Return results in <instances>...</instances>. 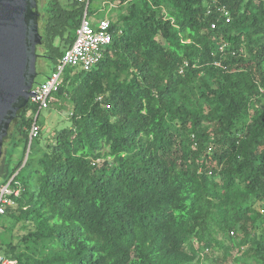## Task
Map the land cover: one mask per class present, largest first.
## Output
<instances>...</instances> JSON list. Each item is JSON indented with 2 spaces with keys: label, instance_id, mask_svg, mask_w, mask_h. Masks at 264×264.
Instances as JSON below:
<instances>
[{
  "label": "trees",
  "instance_id": "trees-1",
  "mask_svg": "<svg viewBox=\"0 0 264 264\" xmlns=\"http://www.w3.org/2000/svg\"><path fill=\"white\" fill-rule=\"evenodd\" d=\"M100 1L113 8L112 41L90 70L66 68L52 93L72 102L71 125L11 181L20 191L3 215L19 234L4 227L2 256L264 264V0H218L227 23L212 0ZM86 2L40 0L36 53L49 71L33 86L71 44ZM35 109L17 112L3 143L28 140Z\"/></svg>",
  "mask_w": 264,
  "mask_h": 264
},
{
  "label": "water",
  "instance_id": "water-1",
  "mask_svg": "<svg viewBox=\"0 0 264 264\" xmlns=\"http://www.w3.org/2000/svg\"><path fill=\"white\" fill-rule=\"evenodd\" d=\"M38 16L37 0H0V157L10 122L34 94Z\"/></svg>",
  "mask_w": 264,
  "mask_h": 264
},
{
  "label": "built area",
  "instance_id": "built-area-1",
  "mask_svg": "<svg viewBox=\"0 0 264 264\" xmlns=\"http://www.w3.org/2000/svg\"><path fill=\"white\" fill-rule=\"evenodd\" d=\"M215 10L222 20L227 23L231 20L230 11L224 3L218 0H212ZM88 0L85 9L81 16L80 22L76 28L75 36L71 44L63 51L60 57L54 64L52 73L44 81L32 86L33 96L29 101L36 108L35 111H30L31 124L28 129V138L32 140L40 133L41 126L38 122L40 111L48 107L49 98L54 91L57 90L62 82L66 68L75 70H90L102 57L103 51L112 41L111 22L108 17L94 16L87 12ZM213 9L209 8V13ZM218 21V19H217ZM211 28L215 27V22L210 24ZM221 50L224 45L219 47ZM17 173V172H16ZM14 173L4 184L0 186V215L5 213V207L14 204V200L10 197L11 194L18 195L19 187L12 186V180L16 175ZM17 182V181H16ZM18 183V182H17ZM0 263L13 264L14 261L7 260L0 252Z\"/></svg>",
  "mask_w": 264,
  "mask_h": 264
},
{
  "label": "rangeland",
  "instance_id": "rangeland-1",
  "mask_svg": "<svg viewBox=\"0 0 264 264\" xmlns=\"http://www.w3.org/2000/svg\"><path fill=\"white\" fill-rule=\"evenodd\" d=\"M64 2H66V0H64ZM103 3L104 4H102L100 0H91L90 9L96 10V12L93 13L94 16L108 17L112 13V6L109 3ZM167 6L168 5L165 4L164 8L166 9ZM45 7L46 6H44V8ZM67 35L68 33L65 32L64 37H67ZM69 35L70 38H73L74 31L69 32ZM53 44L60 47L62 42L57 37ZM36 70L37 75L35 82H38L39 80H42L45 73L49 71L48 65L43 58L36 59ZM71 110L72 102L65 100L62 96H57V94L54 93L49 98L48 107L40 111L38 122L41 129L37 137L32 140H29L28 138V140L25 141V139L21 136L20 138L15 136V144L12 145V147L11 138L4 141L2 151L4 150L7 153L5 156L7 160V175L11 169L17 168L16 172L19 169L21 171L19 179L25 177L29 169L32 167V164L35 162V159L45 150L46 145L52 141L54 133L57 130L67 128L71 125L70 118L68 116ZM5 177H0V183L5 181ZM4 227L9 230H13L16 234H19L17 224H15L14 220L8 215L0 216V237L1 234H3Z\"/></svg>",
  "mask_w": 264,
  "mask_h": 264
},
{
  "label": "flooded vegetation",
  "instance_id": "flooded-vegetation-1",
  "mask_svg": "<svg viewBox=\"0 0 264 264\" xmlns=\"http://www.w3.org/2000/svg\"><path fill=\"white\" fill-rule=\"evenodd\" d=\"M46 4L47 0H43ZM40 0H37V5H38V11H39V3ZM41 16V12L39 11V16ZM39 24V21H38ZM7 155V153L3 150V153L0 157V177H5L7 175V160L5 158V156Z\"/></svg>",
  "mask_w": 264,
  "mask_h": 264
}]
</instances>
